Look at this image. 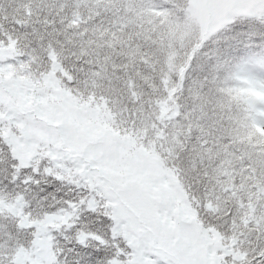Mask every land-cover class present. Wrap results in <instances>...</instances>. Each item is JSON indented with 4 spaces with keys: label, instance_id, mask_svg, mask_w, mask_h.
I'll return each instance as SVG.
<instances>
[{
    "label": "trees",
    "instance_id": "1",
    "mask_svg": "<svg viewBox=\"0 0 264 264\" xmlns=\"http://www.w3.org/2000/svg\"><path fill=\"white\" fill-rule=\"evenodd\" d=\"M189 12V0H0V47L11 48L14 70L24 65L31 77L57 66L70 98L154 159L200 226L239 254L227 264H264V130L255 90L240 76L243 62L217 58L214 34L225 24L206 36ZM237 37L248 51L247 35L225 32L220 42ZM26 211L0 200V254L22 248L21 264L33 258L26 254L33 222L18 228L15 219H29ZM68 247L52 239L47 264Z\"/></svg>",
    "mask_w": 264,
    "mask_h": 264
},
{
    "label": "rangeland",
    "instance_id": "2",
    "mask_svg": "<svg viewBox=\"0 0 264 264\" xmlns=\"http://www.w3.org/2000/svg\"><path fill=\"white\" fill-rule=\"evenodd\" d=\"M189 10L199 31L207 36L235 15L264 14V0H189ZM3 49L0 47V130L17 155L25 161L50 158L61 167L77 163L76 171L90 176V182L106 191L113 187L130 190L147 215L171 221L159 247L182 264H227L228 258L239 256L221 245L215 230L200 226L183 194L174 190L154 159L134 149L130 140L100 128L98 116L70 98L59 82L57 66L41 77H31L23 73L27 71L24 65L15 71L8 61L12 49ZM240 76L254 87L258 122L264 130V63L253 60L244 64ZM24 222L33 221L24 217ZM51 223L37 229L42 234L26 253L32 255L31 263L53 261L52 237L47 234ZM18 258L23 261L24 255Z\"/></svg>",
    "mask_w": 264,
    "mask_h": 264
},
{
    "label": "snow or ice",
    "instance_id": "3",
    "mask_svg": "<svg viewBox=\"0 0 264 264\" xmlns=\"http://www.w3.org/2000/svg\"><path fill=\"white\" fill-rule=\"evenodd\" d=\"M244 20L253 23L248 28L237 27ZM225 32L247 35L250 43L244 48L248 51L240 48L239 37L221 43ZM214 36L217 58L234 56L243 62L241 66L257 58L264 62V19L233 17ZM78 168L77 163L61 167L50 158L25 161L0 136V200L26 206L25 215L33 221V242L42 234L37 229L52 222L47 234L56 244L64 241L69 245L67 252L59 249L55 264H182L159 247L170 220L162 222L147 215L130 190L113 187L106 191L104 186L90 182V176L76 171ZM33 206L41 209L36 216L30 211ZM15 219L21 227L24 217ZM22 251L0 254L4 256L0 264H21L17 252Z\"/></svg>",
    "mask_w": 264,
    "mask_h": 264
}]
</instances>
